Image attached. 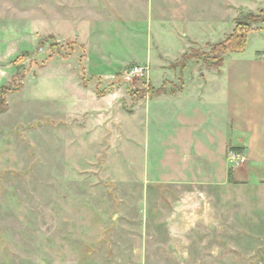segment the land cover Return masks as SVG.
Listing matches in <instances>:
<instances>
[{"label":"rangeland","instance_id":"374dc122","mask_svg":"<svg viewBox=\"0 0 264 264\" xmlns=\"http://www.w3.org/2000/svg\"><path fill=\"white\" fill-rule=\"evenodd\" d=\"M79 5L0 0V264H264V187L215 195L210 225L180 235L181 250L170 204L146 217L150 199L137 186L152 163L153 90L202 68L182 54L209 53L264 0ZM253 27L249 55L264 49L255 34L264 25ZM141 67L147 77L124 78ZM86 69L117 74L106 86Z\"/></svg>","mask_w":264,"mask_h":264},{"label":"crops","instance_id":"0c3cea01","mask_svg":"<svg viewBox=\"0 0 264 264\" xmlns=\"http://www.w3.org/2000/svg\"><path fill=\"white\" fill-rule=\"evenodd\" d=\"M133 1L75 0V4L79 2L80 9L89 4L90 9L117 10ZM255 34L264 38V31ZM76 35L86 48V61L85 36ZM187 68L181 72L186 73ZM191 70L180 85L171 83V89H167V84L161 82L157 87L165 92L154 98L152 163L149 155L145 182L137 183L141 195L147 193L150 199L146 217L151 212L156 216L159 211L162 216L170 204L168 232L178 236L173 244L181 250L186 242L180 235L210 225L215 195L229 187H264V49L253 55H249L248 47L243 53L229 54L220 71L204 65ZM116 74L96 76L107 86ZM116 96L101 100L110 101ZM148 101L139 102V107L148 105ZM150 142L149 137V146ZM231 151L245 153L248 162L235 166L229 160Z\"/></svg>","mask_w":264,"mask_h":264},{"label":"trees","instance_id":"16d2710c","mask_svg":"<svg viewBox=\"0 0 264 264\" xmlns=\"http://www.w3.org/2000/svg\"><path fill=\"white\" fill-rule=\"evenodd\" d=\"M264 25V9H261L258 14L249 13L243 17L236 19V28L226 40L212 45V49L209 53H193L192 55L185 54V59H194L201 61L205 67L210 70L220 71V68L224 65L225 57L229 54L243 53L248 47L249 35L255 32L254 25ZM264 30V28H263ZM51 39V38H50ZM49 39V40H50ZM47 42L46 40L43 42ZM183 65V69H185ZM8 90L3 89L2 96L5 97L8 94ZM165 92L164 89H159L151 93V96H158ZM145 96V93H143ZM8 109V105L5 100H0V113L5 112Z\"/></svg>","mask_w":264,"mask_h":264},{"label":"built area","instance_id":"2783aa9c","mask_svg":"<svg viewBox=\"0 0 264 264\" xmlns=\"http://www.w3.org/2000/svg\"><path fill=\"white\" fill-rule=\"evenodd\" d=\"M148 71H149L148 67H145V68L144 67H141L140 69H136L134 72L126 73L124 75V78H126V80H129L128 78L131 77V76H133V75H139L142 78H145V77H147L146 74L148 73ZM123 74L124 73H122V75ZM126 75L128 76V78L126 77ZM229 160L235 166H242V165H245L248 162V157L243 152L231 151L229 153Z\"/></svg>","mask_w":264,"mask_h":264}]
</instances>
